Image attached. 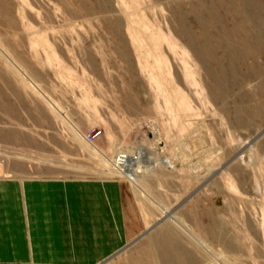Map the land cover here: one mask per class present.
<instances>
[{
	"label": "rangeland",
	"instance_id": "obj_1",
	"mask_svg": "<svg viewBox=\"0 0 264 264\" xmlns=\"http://www.w3.org/2000/svg\"><path fill=\"white\" fill-rule=\"evenodd\" d=\"M163 226L264 264V0H0V258L123 264Z\"/></svg>",
	"mask_w": 264,
	"mask_h": 264
},
{
	"label": "crops",
	"instance_id": "obj_2",
	"mask_svg": "<svg viewBox=\"0 0 264 264\" xmlns=\"http://www.w3.org/2000/svg\"><path fill=\"white\" fill-rule=\"evenodd\" d=\"M2 228H10L11 231V240H13V233L15 224H3ZM43 229L41 231H36L35 228L39 227L38 224H29V228L32 229V232L36 235L35 237L41 238L44 240L45 234L51 233L48 231L49 224H42ZM54 225V224H53ZM169 225V224H167ZM213 228L215 224H212ZM170 228H174L169 225ZM168 229V230H167ZM176 229V228H174ZM177 230V229H176ZM215 230V229H214ZM179 231V230H177ZM180 232V231H179ZM178 232V235L169 229V227H161V229L155 230L150 233L147 240L142 244H139V247L134 250L132 254H128L123 261V264H204L205 263V255L204 253L198 249L195 251L192 249L189 243L185 242L186 240L183 239L182 235ZM54 233V228H53ZM181 237V239H180ZM177 241V245L174 247L168 243V241ZM126 241V240H125ZM175 243V242H174ZM37 245V246H36ZM34 249H31L32 256L28 257L25 252L21 255L14 254V247H6V252L4 257L0 258L4 259L5 261L12 259L22 260V262H30L31 264H35L41 262L43 264H57V261L48 258L49 253L53 252L54 249L50 247H40L41 245L36 243ZM152 246H155L151 248ZM181 247V248H180ZM56 248V247H55ZM156 249L157 256H153L152 253ZM25 251V249H24ZM35 251V252H34ZM158 251V252H157ZM178 252V253H177ZM36 253V254H34ZM19 254V253H18ZM25 254V255H24ZM32 257V260H30ZM111 258V257H110ZM25 260V261H24ZM24 264V263H23Z\"/></svg>",
	"mask_w": 264,
	"mask_h": 264
},
{
	"label": "bare ground",
	"instance_id": "obj_3",
	"mask_svg": "<svg viewBox=\"0 0 264 264\" xmlns=\"http://www.w3.org/2000/svg\"><path fill=\"white\" fill-rule=\"evenodd\" d=\"M136 154H139L140 156V160H138L136 165L131 164L127 162L126 160L121 159V156L123 155H119L114 159L115 169L118 172V174L127 178L134 185H136V178H137L135 177L136 176L135 169L138 168L141 162H145L148 165L151 164L153 167L156 165V164H153L154 160H153L152 154L147 149H141L140 152ZM162 163H167L166 159L162 160Z\"/></svg>",
	"mask_w": 264,
	"mask_h": 264
},
{
	"label": "built area",
	"instance_id": "obj_4",
	"mask_svg": "<svg viewBox=\"0 0 264 264\" xmlns=\"http://www.w3.org/2000/svg\"><path fill=\"white\" fill-rule=\"evenodd\" d=\"M99 134H96L95 136L97 137ZM121 159L126 160L127 162L136 165L138 160H140L139 154H125L121 156Z\"/></svg>",
	"mask_w": 264,
	"mask_h": 264
}]
</instances>
